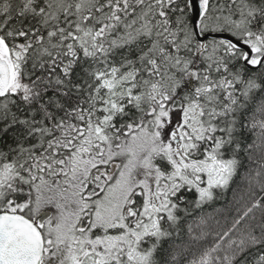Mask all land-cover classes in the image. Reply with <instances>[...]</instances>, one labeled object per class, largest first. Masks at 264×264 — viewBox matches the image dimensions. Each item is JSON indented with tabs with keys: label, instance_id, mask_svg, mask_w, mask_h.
Returning a JSON list of instances; mask_svg holds the SVG:
<instances>
[{
	"label": "snow or ice",
	"instance_id": "obj_1",
	"mask_svg": "<svg viewBox=\"0 0 264 264\" xmlns=\"http://www.w3.org/2000/svg\"><path fill=\"white\" fill-rule=\"evenodd\" d=\"M0 264H264V0H0Z\"/></svg>",
	"mask_w": 264,
	"mask_h": 264
}]
</instances>
